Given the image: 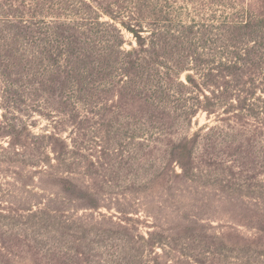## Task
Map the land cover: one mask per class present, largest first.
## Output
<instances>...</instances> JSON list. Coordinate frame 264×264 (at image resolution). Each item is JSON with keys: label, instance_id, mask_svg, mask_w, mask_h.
<instances>
[{"label": "trees", "instance_id": "16d2710c", "mask_svg": "<svg viewBox=\"0 0 264 264\" xmlns=\"http://www.w3.org/2000/svg\"><path fill=\"white\" fill-rule=\"evenodd\" d=\"M222 6L194 8L196 21L174 16L167 0H0V187L20 191L14 202L0 195V264H96L106 236L124 242L117 264H128L126 228L68 217L105 218L107 196L164 206L211 192L229 205H264V0ZM124 32L136 42L128 50ZM201 112L216 125L192 131ZM35 114L49 121L39 132ZM128 144L137 146L129 160ZM125 153L140 184L117 195L111 162ZM36 189L50 204H33ZM230 219L264 235L260 211ZM173 238L150 234L131 264H175Z\"/></svg>", "mask_w": 264, "mask_h": 264}, {"label": "rangeland", "instance_id": "374dc122", "mask_svg": "<svg viewBox=\"0 0 264 264\" xmlns=\"http://www.w3.org/2000/svg\"><path fill=\"white\" fill-rule=\"evenodd\" d=\"M167 4L174 16H178L177 18L182 20L195 19L197 21L196 16L198 13L194 8L204 6L206 13L210 11L220 13L223 11L222 5L226 4V0H219L217 3L215 0H167ZM124 39L126 50L130 48V44L135 46L136 42L131 34L124 32ZM181 80H184V75L181 76ZM214 119V117L207 118L204 112L198 113L193 118L192 131L205 123L210 126L216 125ZM29 122L33 126V132H39L41 128L49 124L48 119L38 114L31 116ZM67 133L68 131L63 134L64 137ZM135 147H137L135 144H128V148H124L128 153V160L131 156L130 151L134 150ZM126 153L119 163L111 162V165H115V168L119 171V176L115 177V182H113L115 185L114 192H117V195H121V191L131 185L132 181L140 184V181L135 180L131 172L128 175L126 173L129 168ZM103 158L100 157L98 162L101 163ZM120 164L124 166V170L119 167ZM103 169L104 167H99V171L105 174L106 170L103 171ZM175 171L179 173L180 168L175 167ZM140 175L139 179L143 178L142 173ZM246 175L249 176L250 173ZM262 179L263 177L259 178L260 181ZM10 181H12L10 178L6 180V182ZM35 182H39L38 177ZM19 192L13 184L9 186L4 183L1 184L0 195L5 196L4 199L8 202H14L17 197L19 198ZM36 193L35 196L31 197L33 204L37 202H42L45 205L50 204L47 194H42L38 189H36ZM114 197L115 200L109 196L105 198V203L111 207L110 211L106 209L99 211L105 215V218L100 217L97 212L88 210H80L74 214L71 212L68 217L74 224L93 230H107L111 226V232L116 231L117 233L118 231L122 233L125 231L122 227L126 228L128 231V264L137 263L133 255L137 253L140 245L143 244V240L147 241L152 233L170 234L177 240L178 243H175L176 252L170 254L171 258L173 256L175 264H264V235L257 233L244 223L236 225L237 223H233L234 221L230 219L232 213L234 216H249L259 211L264 214V205L261 203H259L260 206H251V208H245V206L236 202L229 205L225 197L219 194L213 197L211 192L196 196L183 194L164 206L150 205L148 203L150 199L146 200L142 195L136 197L139 200H133L131 195H121L120 198ZM25 198L26 196H23L22 201ZM55 204H58V202ZM33 208V210L36 209L35 206ZM117 208H128V214H120ZM149 208L151 213H148ZM120 221L123 223L121 227L116 225ZM113 223L116 224L113 225ZM156 226L161 230H154ZM105 238L107 239V246L98 245V249L95 250L96 261L98 264H117L122 261V257L117 256L116 248H121L124 242L115 243L110 236ZM164 249L168 251V248ZM165 251L161 247H157L155 252L165 258L168 255ZM182 253L185 256H182ZM151 256L154 255L151 254ZM148 257L144 251L141 259L145 262Z\"/></svg>", "mask_w": 264, "mask_h": 264}]
</instances>
